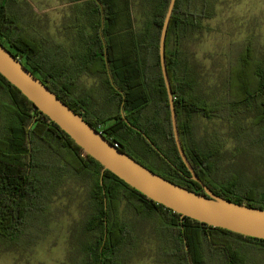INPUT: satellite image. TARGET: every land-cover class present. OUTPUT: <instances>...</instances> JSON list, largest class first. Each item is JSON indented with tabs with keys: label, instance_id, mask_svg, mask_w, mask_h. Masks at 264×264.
Instances as JSON below:
<instances>
[{
	"label": "trees",
	"instance_id": "obj_1",
	"mask_svg": "<svg viewBox=\"0 0 264 264\" xmlns=\"http://www.w3.org/2000/svg\"><path fill=\"white\" fill-rule=\"evenodd\" d=\"M216 1L176 0L168 27L166 64L180 139L197 175L215 194L264 209V189L256 176L239 167L241 153L264 160V64L255 58L252 46H247L231 64L226 98L209 104L198 95L197 65L184 49L185 42L203 33L204 20L214 16ZM71 2L79 10L73 27L84 50L77 64L70 62L56 73L54 61L40 49L39 40L44 38L22 28L21 11L15 10L22 9L20 0H0V42L14 49L35 76L93 127L97 129L105 119L114 120L102 131L129 156L164 178L204 194L177 150L161 70L160 37L170 0ZM135 5L143 19L140 29L133 13ZM83 73L102 76L106 96L96 103L106 104L114 116L106 117L105 112L97 118L89 116L84 107L89 103L78 92ZM246 112L252 118L244 124L241 119ZM197 117L234 120L236 151L231 161L225 162L221 156L227 143L224 135L216 130L201 137ZM68 176L85 182L89 209L87 218L74 228V264H130L145 230L157 240L156 253L164 264H209L211 259L216 264H253L249 252L264 264V239L181 217L152 201L84 154L0 73L1 245L30 248L53 231L59 211L52 207L53 199ZM124 215L138 220L142 227L129 223Z\"/></svg>",
	"mask_w": 264,
	"mask_h": 264
},
{
	"label": "rangeland",
	"instance_id": "obj_2",
	"mask_svg": "<svg viewBox=\"0 0 264 264\" xmlns=\"http://www.w3.org/2000/svg\"><path fill=\"white\" fill-rule=\"evenodd\" d=\"M20 3L22 9L15 10L21 11L22 28L44 38L39 40L40 49L45 57H50L49 59L54 61L56 73H61L67 68L72 58L76 59L79 58L78 55H83L82 41L79 40L77 29L73 27L79 20V10L71 0H20ZM214 12L212 18L204 20L203 33L196 34L184 44V49L197 65L196 71L201 83L198 95L209 104L226 98L231 64L247 46H252L255 58L264 64V0H217ZM133 13L138 17L136 27H142L143 19L137 5ZM82 19L84 21V18ZM84 24L88 26L87 21ZM6 45L8 48L9 45L7 43ZM8 49L11 51L12 48ZM71 71L75 72V69ZM38 76L40 77L39 74ZM90 83L91 79L83 77L82 93L86 102L92 105L103 99L105 92L101 89L99 91L103 92L98 94L96 88L87 90ZM84 107L88 109L89 106ZM251 116L248 112L244 113L241 123L247 124ZM196 124L203 138L216 130L224 135L227 143L221 156L223 161H231L232 153L236 151L234 120L197 117ZM241 154L240 170L256 176L260 183L259 187L264 189V160L250 155L252 153ZM87 196L85 182L68 176L66 183L53 199L52 207L59 209L52 224L53 231L30 248L18 246L5 248L0 244V264H74L73 252L77 243L74 242L73 233L74 228L86 219L89 213ZM124 216L128 218L129 223L142 227L141 222L132 219L130 215ZM147 231L141 234L137 253L130 264H164L156 253L157 240ZM255 255L253 252L248 253L252 263L259 264V258ZM209 264H216V260L211 259Z\"/></svg>",
	"mask_w": 264,
	"mask_h": 264
},
{
	"label": "water",
	"instance_id": "obj_3",
	"mask_svg": "<svg viewBox=\"0 0 264 264\" xmlns=\"http://www.w3.org/2000/svg\"><path fill=\"white\" fill-rule=\"evenodd\" d=\"M176 0H170L163 23L159 53L160 64L169 98L173 135L177 150L193 180L205 193H197L182 187L141 164L116 147L104 133L93 127L79 113L62 101L42 79L0 42V73L34 106L64 130L104 170L122 179L152 201L162 204L181 215L212 227L223 228L244 236L264 239V209L234 203L215 194L197 175L186 156L180 139L175 100L166 64V38ZM126 123L131 125L125 119ZM133 128L137 129L133 126ZM158 152L150 138L139 129ZM162 154V152H161ZM163 155V154H162Z\"/></svg>",
	"mask_w": 264,
	"mask_h": 264
},
{
	"label": "crops",
	"instance_id": "obj_4",
	"mask_svg": "<svg viewBox=\"0 0 264 264\" xmlns=\"http://www.w3.org/2000/svg\"><path fill=\"white\" fill-rule=\"evenodd\" d=\"M80 56H83V55H80ZM79 61V58H76V59H72V64L75 65L77 64V62ZM83 77H87L89 79H91V83L90 85L87 87V90L90 89H93V88H96L97 91H98V94L102 93L103 91H99V90H103V87L101 86V77L102 76H99V75H91V74H86V73H83L81 75V78H80V84L78 86V92H83L84 90H82V82H83ZM99 87V88H98ZM101 88V89H100ZM84 95V94H83ZM106 96V94H105ZM84 97V96H83ZM105 99V98H104ZM104 104V103H103ZM88 109L87 111L89 112V116L90 117H93V118H97L98 116H100V114H102V112H105L106 113V117H112L114 116L111 112L112 109L109 110V107L104 104V105H99L98 103L94 102L92 103V105H88ZM95 111H98V113H95ZM91 113V114H90ZM97 114V115H96ZM106 122L103 124V127H107L109 125H111L112 123H114V120H108V119H105Z\"/></svg>",
	"mask_w": 264,
	"mask_h": 264
},
{
	"label": "built area",
	"instance_id": "obj_5",
	"mask_svg": "<svg viewBox=\"0 0 264 264\" xmlns=\"http://www.w3.org/2000/svg\"><path fill=\"white\" fill-rule=\"evenodd\" d=\"M100 132H102L103 133V125H101V126H99L98 128H97ZM113 142V141H112ZM113 144L116 146V147H118V148H120L119 147V144L117 143V142H113ZM84 154H87L85 151H84Z\"/></svg>",
	"mask_w": 264,
	"mask_h": 264
},
{
	"label": "flooded vegetation",
	"instance_id": "obj_6",
	"mask_svg": "<svg viewBox=\"0 0 264 264\" xmlns=\"http://www.w3.org/2000/svg\"><path fill=\"white\" fill-rule=\"evenodd\" d=\"M8 48H9V47H8ZM10 48H11V47H10ZM12 51H13V52H12ZM11 52H12V53H15V50H14V49H13V50L11 49ZM105 57H106V53H105ZM23 59H24V58H23ZM23 61H24V63H25V59H24ZM82 115H83V113H82Z\"/></svg>",
	"mask_w": 264,
	"mask_h": 264
}]
</instances>
